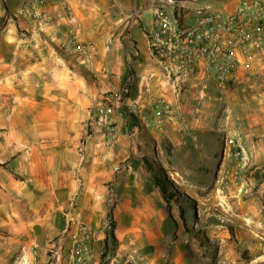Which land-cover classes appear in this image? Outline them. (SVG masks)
I'll list each match as a JSON object with an SVG mask.
<instances>
[{"label":"crops","instance_id":"0c3cea01","mask_svg":"<svg viewBox=\"0 0 264 264\" xmlns=\"http://www.w3.org/2000/svg\"><path fill=\"white\" fill-rule=\"evenodd\" d=\"M155 1L50 0L40 17L24 0L0 5V264H68L52 250L66 254L60 236L71 217L94 229L88 264H97L110 208L132 243L160 247L169 212L152 162L167 139L184 156L199 149L198 133L222 130L250 167L264 168V51L241 55L229 99L202 67L174 90L147 39ZM239 2L210 9L227 15ZM190 9L185 24L194 23ZM73 33L95 45L94 61L62 53ZM106 100L117 102L121 131L109 150L88 126Z\"/></svg>","mask_w":264,"mask_h":264},{"label":"rangeland","instance_id":"374dc122","mask_svg":"<svg viewBox=\"0 0 264 264\" xmlns=\"http://www.w3.org/2000/svg\"><path fill=\"white\" fill-rule=\"evenodd\" d=\"M195 1L222 7L221 0ZM225 134L198 133L199 149L183 150L184 156L162 141L152 165L164 166L173 196L160 247L132 243L125 226L116 222L112 229L108 221L109 244L97 264H264V168L255 170L249 160L241 179L225 177L238 166L223 157ZM156 174L162 175L159 167Z\"/></svg>","mask_w":264,"mask_h":264},{"label":"built area","instance_id":"2783aa9c","mask_svg":"<svg viewBox=\"0 0 264 264\" xmlns=\"http://www.w3.org/2000/svg\"><path fill=\"white\" fill-rule=\"evenodd\" d=\"M50 0H24L23 8H32L35 17L42 13L39 8ZM64 5L67 0H57ZM184 0H156L153 6V25L147 33L149 48L166 72L174 90L180 91L197 67L212 78L216 91L222 99L231 97V82L245 64L241 55L251 47L264 51V0H240L237 9L227 15L214 12L197 3L185 4ZM3 0H0L2 5ZM65 8L66 7L65 5ZM184 8H191L193 24L182 21ZM75 49L85 53L84 62L94 61L96 48L93 43L80 44L73 33L70 40L61 46L63 54ZM117 102L106 100L97 104L88 122L91 130L99 133L98 148L109 150L121 135L115 119ZM223 157L238 160V166L225 172V177L242 178L248 165L246 155L235 136H223ZM264 189V188H263ZM94 229L71 217L60 236L61 244L68 240L64 249L52 250L53 257L68 264H88L92 255Z\"/></svg>","mask_w":264,"mask_h":264},{"label":"trees","instance_id":"16d2710c","mask_svg":"<svg viewBox=\"0 0 264 264\" xmlns=\"http://www.w3.org/2000/svg\"><path fill=\"white\" fill-rule=\"evenodd\" d=\"M157 165H159V170L162 173V175L161 174H158V175L155 174L154 180H155L156 184L160 187L161 192H162L164 198L166 199L167 208L170 211L171 210V204H170L169 199L173 196V194L171 192H169V189H170V187H173V186H172V183L169 182L166 179V176L163 175V173H164L163 169L164 168H162V166L160 164H157ZM108 216H109V219H110L111 227L113 229L114 226H115V221H114L113 209L112 208H110ZM111 235L113 236L114 239H116L114 230L111 231ZM108 244H109V237L106 238L105 247H108Z\"/></svg>","mask_w":264,"mask_h":264}]
</instances>
